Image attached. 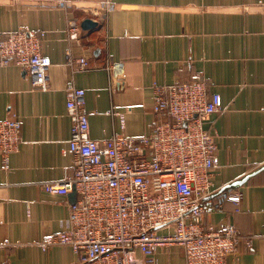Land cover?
I'll return each instance as SVG.
<instances>
[{"label": "crops", "instance_id": "crops-1", "mask_svg": "<svg viewBox=\"0 0 264 264\" xmlns=\"http://www.w3.org/2000/svg\"><path fill=\"white\" fill-rule=\"evenodd\" d=\"M105 1L0 0V38L22 27L43 30L41 50L52 58L48 89L34 86L17 65L0 66V119L16 114L22 123L9 168L0 154V263L78 264L68 244L40 246L71 227L70 205L78 200L44 188L74 170L69 85L85 89L90 135L103 140L150 133L160 118L155 84L200 73L208 92L223 99L222 110L204 122L220 158L202 197L204 224L232 223L252 237L228 255V264H264V171L225 197L209 198L264 165V0H110L108 10ZM86 16L100 28L70 39L69 20L81 26ZM68 52L87 58L90 68L76 70ZM236 193L239 204L228 198ZM153 264H187L184 249L162 245Z\"/></svg>", "mask_w": 264, "mask_h": 264}, {"label": "built area", "instance_id": "built-area-1", "mask_svg": "<svg viewBox=\"0 0 264 264\" xmlns=\"http://www.w3.org/2000/svg\"><path fill=\"white\" fill-rule=\"evenodd\" d=\"M112 7L110 0L103 3L106 10ZM67 32L72 40L80 38L79 19L69 20ZM44 36L43 30L22 27L1 37L0 66L17 65L34 86L48 89L52 58L42 53ZM67 61L78 71L90 68L87 58L75 59L70 52ZM66 106L74 170L44 188L68 194L75 187L78 200L70 205L71 227L45 237L44 251L68 244L79 255L78 264H153L162 245L178 244L187 264H228L242 241L251 244L252 237L235 224L203 221L202 197L209 194L220 164L216 137L204 122L222 110L223 99L208 92L200 73L188 81L155 84L153 111L160 118L148 134L93 138L83 87H67ZM21 127L16 114L0 119L4 169L20 146ZM228 198L239 204L242 194Z\"/></svg>", "mask_w": 264, "mask_h": 264}, {"label": "water", "instance_id": "water-1", "mask_svg": "<svg viewBox=\"0 0 264 264\" xmlns=\"http://www.w3.org/2000/svg\"><path fill=\"white\" fill-rule=\"evenodd\" d=\"M100 26H101L100 21L95 20L92 17L86 16L85 18H83L81 20V34H87L89 32L95 31V30L99 29ZM261 171H264V165L260 166L259 168H257L253 172H250L249 174H247L243 178L235 180V181H233V182H231L229 184L224 185L218 191H216L215 193L211 194L209 196V198L214 197V196H223V197H225L227 195V192H228L229 189L244 184L250 177H252L253 175H255V174H257L258 172H261ZM70 194L74 197L75 200H77L78 193H77L75 187H73V189L70 192Z\"/></svg>", "mask_w": 264, "mask_h": 264}]
</instances>
